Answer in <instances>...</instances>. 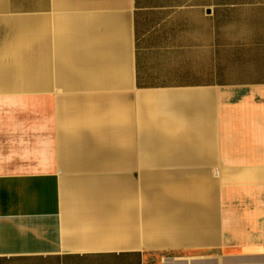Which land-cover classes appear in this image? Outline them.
Instances as JSON below:
<instances>
[{
    "label": "crops",
    "instance_id": "crops-1",
    "mask_svg": "<svg viewBox=\"0 0 264 264\" xmlns=\"http://www.w3.org/2000/svg\"><path fill=\"white\" fill-rule=\"evenodd\" d=\"M188 248L264 264V0H0V264Z\"/></svg>",
    "mask_w": 264,
    "mask_h": 264
},
{
    "label": "rangeland",
    "instance_id": "rangeland-1",
    "mask_svg": "<svg viewBox=\"0 0 264 264\" xmlns=\"http://www.w3.org/2000/svg\"><path fill=\"white\" fill-rule=\"evenodd\" d=\"M121 152L123 153L125 151H121ZM83 171H84V168L83 169L82 168L64 169V172H62L60 174L62 177L61 178V187H66L65 185L67 184V180H69L73 177L87 176V175L82 174ZM121 174L123 176H125V181L128 180V177L130 178V175L127 172H121ZM132 175H133L132 176L133 177V183L161 181L160 180L161 173L158 170L150 172L148 177L147 176L145 177V178L152 179V181L151 180L145 181L144 180V172H141L138 170H137V173L133 172ZM201 176H202V179L210 177L208 173H202ZM130 181L132 182V179ZM138 188H139V194L141 195L142 190L140 188V183H138ZM202 194H203L202 202L204 203L203 219H205V222H208V223L212 222V221L214 222L218 218H217V215L215 213L216 208L214 207L215 202H214V198L212 197L213 193L209 190V188L203 187V193ZM139 205H140L139 209L137 210V211H139V223H140L138 225V227H139L138 229H139V231H141V233L139 234V237H140V241L143 243L148 239V236L145 235V233H143V231L147 230V225H146V220H145L146 212H145L144 204H142L140 202ZM155 214L160 215V218H157V216H156L157 229L164 230L163 220L161 218V215H162L161 208L159 210V208L156 207L155 208ZM167 220H168V222L170 221L169 219H167ZM168 229H170V228L168 227ZM188 235L192 236V234L190 232L188 233ZM156 236L157 237H159V236L165 237V236H163V233H157ZM151 245H153V244H151ZM187 251L190 252L189 264H258L256 261H253V260L248 261L246 259H241V260L236 259V260H232V261L223 260L222 257L212 256V255H208V254H203V256L200 257L197 254L198 250L195 248H188ZM177 254H180V253L174 249H171V250H165V249L155 250L154 252L151 253V261L149 264H175V262H177V261L172 257L174 255H177ZM177 264H178V262H177Z\"/></svg>",
    "mask_w": 264,
    "mask_h": 264
}]
</instances>
